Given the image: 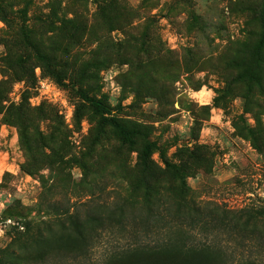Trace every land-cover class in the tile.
Masks as SVG:
<instances>
[{"label":"rangeland","instance_id":"obj_1","mask_svg":"<svg viewBox=\"0 0 264 264\" xmlns=\"http://www.w3.org/2000/svg\"><path fill=\"white\" fill-rule=\"evenodd\" d=\"M261 4L0 0V257L98 264L116 248L211 239L143 225V178L169 190L167 163L185 190L155 200L160 220L178 200L264 208V15L249 10ZM122 200L124 219L108 221ZM66 211L89 222L85 259L58 254ZM99 212L104 225L89 219ZM219 240L236 264L260 253L249 236Z\"/></svg>","mask_w":264,"mask_h":264},{"label":"trees","instance_id":"obj_2","mask_svg":"<svg viewBox=\"0 0 264 264\" xmlns=\"http://www.w3.org/2000/svg\"><path fill=\"white\" fill-rule=\"evenodd\" d=\"M249 10L257 11L258 17L262 19L264 15V0H262L260 9L249 8ZM42 21L47 23L50 22V19L48 17ZM261 27L264 29V25ZM263 39L264 32L261 40ZM96 107L100 113L104 114L105 106L97 103ZM115 124L117 125V123ZM166 166L168 169H172L173 172V175H170L168 179L169 190L162 184L163 181L157 179L158 174L154 173L149 175V178H143L144 201H146L143 206V211L145 212L142 218L143 225L152 226L151 224L154 223L158 228L165 231H171L181 225L191 231L199 230L202 232L204 229H208L211 233V239H206L196 244L176 242L170 239L155 244H141L128 250L116 248L112 251H105L98 264H236L234 263L235 252L231 251L227 245H223L222 241L219 240L222 235L228 238L237 237L242 242L246 241L249 236L251 241L254 240V243L260 248L258 249L260 253L257 252V254H255L256 251L251 252L252 250L247 255L244 254L245 252H241L238 264H257L259 260H256V258H264V231H260V228L257 227L258 223L264 220V208L227 210L220 206H198L193 201L178 200L174 201V215L169 220H160L155 214V209L158 208L155 200L167 190L170 194L172 192L182 194L185 190L179 185L175 186L180 183L179 168L172 167L169 163ZM122 201L117 206L115 205L113 211L109 212L108 221L112 222V218L118 217H120L119 219H124L127 206L131 204L128 201ZM65 214L70 224V231L66 236L59 238L58 249L60 253L58 254H63L68 259H85L89 242L92 239V236L87 234L89 222L88 220L82 221L78 214L70 213L69 211H66ZM89 219H92L94 223L103 224L100 212ZM237 248L241 247L237 246ZM24 256H21L20 259H23ZM49 256L51 257L52 255ZM41 263L43 262L41 261ZM0 264L16 263L12 258L4 260L0 257Z\"/></svg>","mask_w":264,"mask_h":264}]
</instances>
